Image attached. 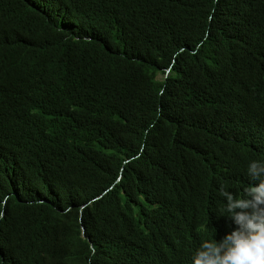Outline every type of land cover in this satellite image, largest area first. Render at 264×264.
Returning a JSON list of instances; mask_svg holds the SVG:
<instances>
[{
  "label": "trees",
  "instance_id": "obj_1",
  "mask_svg": "<svg viewBox=\"0 0 264 264\" xmlns=\"http://www.w3.org/2000/svg\"><path fill=\"white\" fill-rule=\"evenodd\" d=\"M254 160L264 0H0V264H193Z\"/></svg>",
  "mask_w": 264,
  "mask_h": 264
},
{
  "label": "clouds",
  "instance_id": "obj_2",
  "mask_svg": "<svg viewBox=\"0 0 264 264\" xmlns=\"http://www.w3.org/2000/svg\"><path fill=\"white\" fill-rule=\"evenodd\" d=\"M247 174L259 183L246 186L242 196H235L224 185L219 188L226 200L221 215L237 227L221 241H202L193 264H264V162L249 163Z\"/></svg>",
  "mask_w": 264,
  "mask_h": 264
},
{
  "label": "water",
  "instance_id": "obj_3",
  "mask_svg": "<svg viewBox=\"0 0 264 264\" xmlns=\"http://www.w3.org/2000/svg\"><path fill=\"white\" fill-rule=\"evenodd\" d=\"M84 236L86 237V231L84 232Z\"/></svg>",
  "mask_w": 264,
  "mask_h": 264
}]
</instances>
